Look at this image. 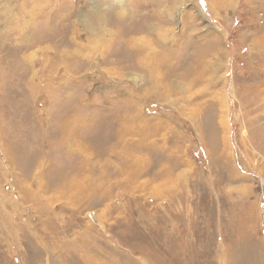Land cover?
<instances>
[{
    "label": "rangeland",
    "instance_id": "374dc122",
    "mask_svg": "<svg viewBox=\"0 0 264 264\" xmlns=\"http://www.w3.org/2000/svg\"><path fill=\"white\" fill-rule=\"evenodd\" d=\"M0 0V264H264V0Z\"/></svg>",
    "mask_w": 264,
    "mask_h": 264
},
{
    "label": "clouds",
    "instance_id": "9594fccd",
    "mask_svg": "<svg viewBox=\"0 0 264 264\" xmlns=\"http://www.w3.org/2000/svg\"><path fill=\"white\" fill-rule=\"evenodd\" d=\"M126 0H84L83 6L77 11L76 21L82 31L91 39L103 43L108 35L106 17L109 14L124 16Z\"/></svg>",
    "mask_w": 264,
    "mask_h": 264
}]
</instances>
